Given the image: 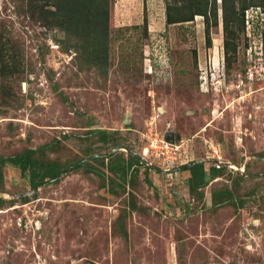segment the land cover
Returning a JSON list of instances; mask_svg holds the SVG:
<instances>
[{
    "label": "rangeland",
    "instance_id": "374dc122",
    "mask_svg": "<svg viewBox=\"0 0 264 264\" xmlns=\"http://www.w3.org/2000/svg\"><path fill=\"white\" fill-rule=\"evenodd\" d=\"M141 1L117 0L133 12L123 22L113 4L101 70L21 0H0V49L17 67L0 72V157L33 148L66 169L32 187L27 170L0 167V264H264V12L245 11L226 72L220 9L207 47L200 16L144 37ZM162 1L148 4L156 16ZM168 131L180 140L163 147ZM115 138L161 169H222L186 208L187 168L135 163L124 188L93 158L69 168Z\"/></svg>",
    "mask_w": 264,
    "mask_h": 264
},
{
    "label": "trees",
    "instance_id": "16d2710c",
    "mask_svg": "<svg viewBox=\"0 0 264 264\" xmlns=\"http://www.w3.org/2000/svg\"><path fill=\"white\" fill-rule=\"evenodd\" d=\"M21 1L23 12L29 19L39 21L47 29H58L63 33L67 41L72 42L73 48L80 51L85 58L83 63L87 66L86 68L95 66L101 70L107 69L109 62L108 45L114 21L112 16L113 0ZM219 2L220 4H218L217 0H164L165 24L166 26L188 24V22L194 21L196 16L202 17L204 41L206 46L210 47L211 29L219 25L218 9H220L224 67L226 72H229L231 62L236 57V40H238L245 29V11L249 7H259V12H264V0H220ZM141 27L143 36L147 37L149 33L146 16L143 17ZM262 40L264 46V31L262 33ZM4 48V51L0 49V53H2L0 56V72L5 70L4 73L13 74L17 69L13 63V55L9 53L5 46ZM3 52L7 57L2 56ZM8 58L11 60L10 65L7 63ZM81 67L78 69H82ZM9 100L11 99L9 98ZM104 134L102 133L103 136ZM103 136L100 135L99 139L105 142L107 138ZM110 143L112 147H117L121 142L115 138ZM49 146V144H45L39 146L38 149L49 148ZM35 152L36 150L33 148H26L15 155L0 157V167L6 163H11L18 166L22 172L27 170L29 172L28 180L32 187H36L45 181L46 178L54 179L64 169L60 165L48 162L49 160L34 156ZM117 153L115 151L110 156L96 157L92 161H99L101 165L111 171L118 180V183L113 181L114 184H118L119 186L122 183L121 188H124L125 183L128 182V174L133 169L134 164H141L139 163V159L134 155L127 153V157L124 158ZM51 164H54V166ZM85 164H88V162L83 163V165ZM220 169H222L220 166L212 165L209 167L207 173L201 161L188 167L189 175L182 184L187 187L188 197L191 198L181 201V206L186 205V208H189V201L200 195H197V188L206 183L208 174L214 177ZM1 176L0 170V178ZM22 199L25 200L26 197H22ZM129 206L131 207L128 204V208ZM123 232L126 233L125 230Z\"/></svg>",
    "mask_w": 264,
    "mask_h": 264
},
{
    "label": "crops",
    "instance_id": "0c3cea01",
    "mask_svg": "<svg viewBox=\"0 0 264 264\" xmlns=\"http://www.w3.org/2000/svg\"><path fill=\"white\" fill-rule=\"evenodd\" d=\"M150 1L152 2L153 0H142L141 1V3H142L141 5L143 8H145V11L147 13V27H148L149 35H151L154 32L153 30H162V28L166 27L164 10H163L161 16H156L155 11L153 12L152 10H149L148 4ZM132 2H135V0H131L130 4H133ZM115 4H116V6L114 8L118 9V11L116 12L118 15H117L115 20H117L119 22H123V21H129V19H132V16L129 17V15H131L133 13L131 11L132 9L130 10L125 6L122 7V5H118L117 0L114 3V5ZM162 4L164 7V2ZM136 23H138V22H136ZM120 24H122V23H120Z\"/></svg>",
    "mask_w": 264,
    "mask_h": 264
},
{
    "label": "water",
    "instance_id": "95a60500",
    "mask_svg": "<svg viewBox=\"0 0 264 264\" xmlns=\"http://www.w3.org/2000/svg\"><path fill=\"white\" fill-rule=\"evenodd\" d=\"M169 141H172L171 139H168ZM119 149H122V150H124V151H127V153L128 154H130V155H134V156H136L138 159H139V162L142 164V165H144V166H146V167H152L154 170H156V171H167V170H170V172L171 171H179V170H182V169H185V168H188V167H190V166H192L193 164H195L196 162H198L199 160H193V161H191L190 163H187V164H184V165H179V166H176V167H173V168H171V169H161V168H159V167H157L156 165H153V164H151V163H149L144 157H142L140 154H138V153H135V152H133V151H131L130 149H126V148H124V147H122V146H117V147H115L111 152H109V153H102V154H93V155H91V156H89L88 158H85V159H82V160H80V161H77V162H75V163H73V164H71L70 166H69V168H71V167H74V166H76L77 164H79L80 162H82V161H85V160H87V159H91V158H94V157H96V156H105V155H109V154H112L113 152H115V151H117V150H119ZM222 164H228L227 162L226 163H222ZM66 171V169H64L61 173H63V172H65ZM60 173V174H61ZM59 174V175H60ZM58 175V176H59ZM57 176V177H58Z\"/></svg>",
    "mask_w": 264,
    "mask_h": 264
},
{
    "label": "flooded vegetation",
    "instance_id": "af4514ba",
    "mask_svg": "<svg viewBox=\"0 0 264 264\" xmlns=\"http://www.w3.org/2000/svg\"><path fill=\"white\" fill-rule=\"evenodd\" d=\"M164 138L171 139V140H176V139L180 140V137L178 136V134H176L174 132H170V131L164 133Z\"/></svg>",
    "mask_w": 264,
    "mask_h": 264
},
{
    "label": "built area",
    "instance_id": "2783aa9c",
    "mask_svg": "<svg viewBox=\"0 0 264 264\" xmlns=\"http://www.w3.org/2000/svg\"><path fill=\"white\" fill-rule=\"evenodd\" d=\"M246 22H247V18H246ZM247 23H248V22H247ZM249 48H251V47L249 46ZM246 76H249V78H250V76H251V71H250V69L247 71ZM164 139H165L166 141L163 140V142H164V144H165L163 147H168V146L173 145L171 142H168L166 138H164ZM145 151H146V148L144 149L143 153H144ZM216 166H218V165H216Z\"/></svg>",
    "mask_w": 264,
    "mask_h": 264
},
{
    "label": "clouds",
    "instance_id": "9594fccd",
    "mask_svg": "<svg viewBox=\"0 0 264 264\" xmlns=\"http://www.w3.org/2000/svg\"><path fill=\"white\" fill-rule=\"evenodd\" d=\"M167 140H168V139H167ZM191 161H193V160H191ZM191 161H189V162H187V163H190ZM187 163H186V164H187ZM182 165H184V164H182ZM218 166H219V165H218ZM175 172H176V171H175Z\"/></svg>",
    "mask_w": 264,
    "mask_h": 264
}]
</instances>
